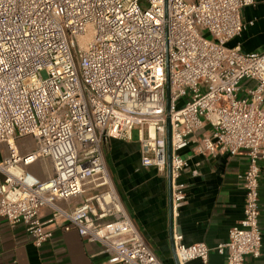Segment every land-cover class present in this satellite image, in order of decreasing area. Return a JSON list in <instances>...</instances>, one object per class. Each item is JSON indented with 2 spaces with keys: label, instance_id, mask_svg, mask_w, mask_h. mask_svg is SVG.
I'll list each match as a JSON object with an SVG mask.
<instances>
[{
  "label": "built area",
  "instance_id": "built-area-1",
  "mask_svg": "<svg viewBox=\"0 0 264 264\" xmlns=\"http://www.w3.org/2000/svg\"><path fill=\"white\" fill-rule=\"evenodd\" d=\"M254 4L0 0V219L23 225L37 248L60 228L98 244L104 264H162L115 189L104 146L136 131L141 166L165 174L169 118L173 214L186 199L178 179L191 138L200 135L197 155H245L243 217L214 250L226 264L258 259L264 51L227 47L252 26L241 10ZM172 241L177 264H208L204 243Z\"/></svg>",
  "mask_w": 264,
  "mask_h": 264
},
{
  "label": "crops",
  "instance_id": "crops-1",
  "mask_svg": "<svg viewBox=\"0 0 264 264\" xmlns=\"http://www.w3.org/2000/svg\"><path fill=\"white\" fill-rule=\"evenodd\" d=\"M264 0L241 10L242 21L248 25L241 35L227 44L242 53L264 51ZM190 139L181 152L188 167L178 182L186 186V199L175 214L171 210V190L165 174L140 164L137 140H112L104 146V157L115 189L134 225L162 264H176L172 237L182 236L186 246L204 243L209 249L208 264H226L215 248L228 240V232L243 217L244 191L237 176L247 168L245 155L215 157L194 153L197 138ZM259 206L261 256L246 257L244 264H264V161L259 163ZM81 199L66 204L71 207ZM48 213L42 220L48 219ZM102 248L88 243L75 231L53 230V238L37 248L23 225L10 226L0 219V264H104ZM187 264H200L191 261Z\"/></svg>",
  "mask_w": 264,
  "mask_h": 264
},
{
  "label": "water",
  "instance_id": "water-1",
  "mask_svg": "<svg viewBox=\"0 0 264 264\" xmlns=\"http://www.w3.org/2000/svg\"><path fill=\"white\" fill-rule=\"evenodd\" d=\"M167 77H166V112H169V106H170V87H169V79H168V70L166 71ZM166 147H167V180L169 185V193L171 190V178H170V157H171V148H170V122L169 118L166 120ZM171 194V193H170ZM174 252V250H173ZM174 255V253H173ZM175 259V257H174ZM177 264L176 259L174 260Z\"/></svg>",
  "mask_w": 264,
  "mask_h": 264
},
{
  "label": "rangeland",
  "instance_id": "rangeland-1",
  "mask_svg": "<svg viewBox=\"0 0 264 264\" xmlns=\"http://www.w3.org/2000/svg\"><path fill=\"white\" fill-rule=\"evenodd\" d=\"M252 86H253V84H251V87H252ZM181 105H182V101H179V102L176 104L177 108H180ZM132 139H133V140H137V132H136V131H133V132H132Z\"/></svg>",
  "mask_w": 264,
  "mask_h": 264
}]
</instances>
